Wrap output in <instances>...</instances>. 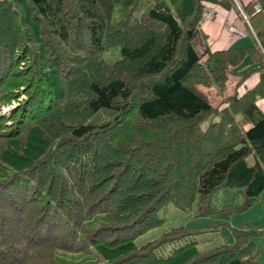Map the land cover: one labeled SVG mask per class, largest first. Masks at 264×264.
<instances>
[{"label":"trees","instance_id":"obj_1","mask_svg":"<svg viewBox=\"0 0 264 264\" xmlns=\"http://www.w3.org/2000/svg\"><path fill=\"white\" fill-rule=\"evenodd\" d=\"M204 1L233 3L0 0V264H263L249 235L264 228L205 249L183 224L136 242L170 203L227 215L264 190V13L251 43L201 51ZM246 56L259 79L220 112L187 83ZM220 188L244 200L214 209Z\"/></svg>","mask_w":264,"mask_h":264},{"label":"rangeland","instance_id":"obj_2","mask_svg":"<svg viewBox=\"0 0 264 264\" xmlns=\"http://www.w3.org/2000/svg\"><path fill=\"white\" fill-rule=\"evenodd\" d=\"M246 38H250V36H239V42L234 45H244ZM196 47L200 50L197 45ZM118 55L119 46L114 45L104 52L103 58L106 61L111 62L116 59ZM254 64L256 63L250 58V56H246L241 63L232 68V73H229L230 70L227 68L225 72L220 75L209 76L206 78L191 77L187 80V83L194 86L207 98L211 99L212 104L216 106V111L220 112L228 105L229 97L236 95L232 91V94L227 93L223 96L231 86L230 74L235 76V73L246 71ZM205 83L209 84L205 85ZM217 117L218 115H215L212 119H216ZM207 120L208 124H210L211 120L209 118ZM246 160L249 163H252L254 161L253 154L248 153L246 155ZM243 200L244 196L242 189L220 188L213 194L210 203L214 206V209H219L228 204H231L232 206L241 204ZM224 211V209H221L219 212L202 215L198 214L197 204L192 205L188 209H182L170 203L163 213V222L142 233L138 236L136 242L141 243L147 239L156 237L173 226L183 224L187 227L195 228V231L188 233L183 239L195 240L199 248L205 249L222 242L233 241L234 235L231 230L232 226L241 229H249L252 227L264 228V194L246 209L230 210L227 215H225ZM249 236L256 241L257 247L259 248L257 258H262L264 261V233H250ZM179 239L180 238H176L174 241L167 242L160 248V250L167 253L172 245L177 244L180 241ZM73 263H78V259H75Z\"/></svg>","mask_w":264,"mask_h":264},{"label":"crops","instance_id":"obj_3","mask_svg":"<svg viewBox=\"0 0 264 264\" xmlns=\"http://www.w3.org/2000/svg\"><path fill=\"white\" fill-rule=\"evenodd\" d=\"M206 5L210 6L213 10L212 18L205 21L201 20L202 22L200 24L198 32L194 37V42L200 48L201 51L206 48H209L210 50H215V49L233 47L234 44L239 42L240 40L238 39L239 36H245V35L246 36L249 35L250 38H246L245 39L246 41H244V43L245 44L251 43V41L253 40V33H251L249 30L250 29L252 30V28L250 27L249 19L248 22H246L242 15V12H244L247 16L250 13L254 12L250 0H233V3L230 2L228 3V5H225L224 3L221 2L207 1ZM231 21L245 31L243 35H235V34H230L228 32L227 25ZM253 66H255V64ZM233 67L235 66L230 67L229 73H232ZM248 69L241 73H235L236 74L235 76L233 74H230L231 86L228 89V91L224 93L223 96H225L227 93L232 94V91L234 92V94L239 96L246 89L251 88L256 84V82L259 79L258 70H253L244 78L242 77L244 73L248 71ZM208 84L209 83H205V85ZM256 104L258 108L262 112H264V96L257 98ZM263 194H264V190L261 192L258 198H260L261 195ZM259 259L258 260L264 264L263 259L262 258Z\"/></svg>","mask_w":264,"mask_h":264},{"label":"built area","instance_id":"obj_4","mask_svg":"<svg viewBox=\"0 0 264 264\" xmlns=\"http://www.w3.org/2000/svg\"><path fill=\"white\" fill-rule=\"evenodd\" d=\"M250 2L253 6L254 12L264 13V3L263 2H261L260 0H250ZM206 3L207 1H204L205 8L202 12V17H201L202 21L209 20L210 18H212V15H213L212 8L210 6H207ZM242 15L245 21L248 22V16L244 12H242ZM227 30L230 34H235V35H243L245 32L242 28L238 27L232 21L227 25Z\"/></svg>","mask_w":264,"mask_h":264}]
</instances>
